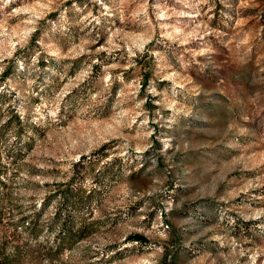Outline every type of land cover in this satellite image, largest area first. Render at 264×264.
<instances>
[{
  "label": "rangeland",
  "instance_id": "rangeland-1",
  "mask_svg": "<svg viewBox=\"0 0 264 264\" xmlns=\"http://www.w3.org/2000/svg\"><path fill=\"white\" fill-rule=\"evenodd\" d=\"M0 264H264V0H0Z\"/></svg>",
  "mask_w": 264,
  "mask_h": 264
},
{
  "label": "trees",
  "instance_id": "trees-1",
  "mask_svg": "<svg viewBox=\"0 0 264 264\" xmlns=\"http://www.w3.org/2000/svg\"><path fill=\"white\" fill-rule=\"evenodd\" d=\"M130 240L131 241H135V242H140V243H146V238L142 235H139V234H135L133 236L130 237Z\"/></svg>",
  "mask_w": 264,
  "mask_h": 264
}]
</instances>
